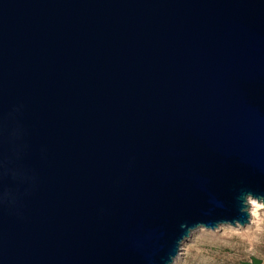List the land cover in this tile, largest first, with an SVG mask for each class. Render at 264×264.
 <instances>
[{
    "label": "water",
    "instance_id": "obj_1",
    "mask_svg": "<svg viewBox=\"0 0 264 264\" xmlns=\"http://www.w3.org/2000/svg\"><path fill=\"white\" fill-rule=\"evenodd\" d=\"M250 201L264 0H0V264H174Z\"/></svg>",
    "mask_w": 264,
    "mask_h": 264
},
{
    "label": "rangeland",
    "instance_id": "obj_2",
    "mask_svg": "<svg viewBox=\"0 0 264 264\" xmlns=\"http://www.w3.org/2000/svg\"><path fill=\"white\" fill-rule=\"evenodd\" d=\"M254 211L251 208V224L245 228L193 232L183 243L174 264H242L253 257L264 264V206Z\"/></svg>",
    "mask_w": 264,
    "mask_h": 264
},
{
    "label": "bare ground",
    "instance_id": "obj_3",
    "mask_svg": "<svg viewBox=\"0 0 264 264\" xmlns=\"http://www.w3.org/2000/svg\"><path fill=\"white\" fill-rule=\"evenodd\" d=\"M250 206H251L252 210L254 211V208H259L262 205L260 203H258L257 201H250Z\"/></svg>",
    "mask_w": 264,
    "mask_h": 264
}]
</instances>
